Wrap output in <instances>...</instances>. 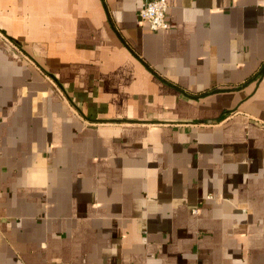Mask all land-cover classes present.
<instances>
[{
  "label": "crops",
  "instance_id": "crops-1",
  "mask_svg": "<svg viewBox=\"0 0 264 264\" xmlns=\"http://www.w3.org/2000/svg\"><path fill=\"white\" fill-rule=\"evenodd\" d=\"M145 1L0 0V264H264V0Z\"/></svg>",
  "mask_w": 264,
  "mask_h": 264
},
{
  "label": "built area",
  "instance_id": "built-area-1",
  "mask_svg": "<svg viewBox=\"0 0 264 264\" xmlns=\"http://www.w3.org/2000/svg\"><path fill=\"white\" fill-rule=\"evenodd\" d=\"M167 7L166 0H148L142 4L139 16L142 22L152 30L167 29L169 27L166 16Z\"/></svg>",
  "mask_w": 264,
  "mask_h": 264
},
{
  "label": "water",
  "instance_id": "water-1",
  "mask_svg": "<svg viewBox=\"0 0 264 264\" xmlns=\"http://www.w3.org/2000/svg\"><path fill=\"white\" fill-rule=\"evenodd\" d=\"M261 73H264V65H263V67H262Z\"/></svg>",
  "mask_w": 264,
  "mask_h": 264
},
{
  "label": "rangeland",
  "instance_id": "rangeland-1",
  "mask_svg": "<svg viewBox=\"0 0 264 264\" xmlns=\"http://www.w3.org/2000/svg\"><path fill=\"white\" fill-rule=\"evenodd\" d=\"M14 51H15V49H14ZM17 51V50H16ZM18 54V53H17Z\"/></svg>",
  "mask_w": 264,
  "mask_h": 264
}]
</instances>
